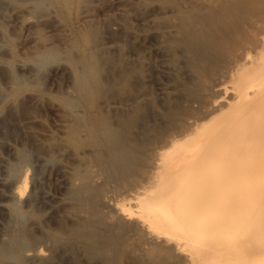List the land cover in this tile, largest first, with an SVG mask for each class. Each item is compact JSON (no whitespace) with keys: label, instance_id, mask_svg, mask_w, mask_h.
I'll return each mask as SVG.
<instances>
[{"label":"bare ground","instance_id":"6f19581e","mask_svg":"<svg viewBox=\"0 0 264 264\" xmlns=\"http://www.w3.org/2000/svg\"><path fill=\"white\" fill-rule=\"evenodd\" d=\"M31 1L33 2L34 6H32ZM75 1L76 0H61V2L63 3L61 5L63 8H69V6H71ZM158 1L161 4L158 5V15H156V17L152 18L146 15L145 17L143 16L140 20L139 18H137V23L132 22V20H126V22L128 21V24L126 26H123L121 22V24H119V22L118 24L114 22L115 26L108 24V26L106 27L110 30L114 29L115 31L120 30V32H125L131 40H143L147 30L156 29V31L158 30L160 33L168 34V36L170 35L171 37H173L170 38L175 40V45H177L178 43L179 50L183 56L191 54L194 59L193 61L200 58L201 62L203 58L205 62L208 61V57L205 58L206 53L209 54V52H211L210 55L213 56L212 52L219 51L225 43V45L230 43L233 44V41H235L234 38L237 39L236 37L238 35H243L244 33H247L248 30L246 29H251L250 31L252 33H249L248 31V37L245 36L246 34H244V36L247 37V39H245L244 41L242 40V38L244 39V37L240 35L242 38L238 39H240V41L242 40V42L240 43L236 41V43L238 42L240 44L238 45L237 43L236 45L235 43L234 45L236 46L233 48L232 53H227L229 55V60L227 59V65L225 64V68L218 76H216L218 73H215L216 79L215 81H213V84H211L212 86H210V88L212 87V91L214 92V94L212 95L213 92H210L209 89V93L211 94V96L209 98L205 97V100L207 101L204 104L205 107L203 108L202 112L201 109L204 105L199 107L201 108L200 111L198 109L196 110L200 113H193V115L190 112L191 116H187V121L185 122V125H183L182 127L180 126L179 128L177 127V129H173V131L169 133L167 132V134L162 139H160L158 143H155L151 147L149 146V155H151V157L147 161V166H140L145 164L144 162L146 160L143 159V156V158L140 157L141 154L139 153L142 152L139 149L140 146L138 145L140 144H138V142H140L141 136H145V134L149 131L146 125V118L149 116L148 114H146L145 111L142 112L143 108L141 110L139 108L142 99H138L143 97H141V95H135L132 100H129L128 98L130 97H128L127 99L128 101H130V103H126V105H128L127 109L129 108L130 110L126 114H123V112L121 113L119 111L121 114L113 113L114 115L111 114L113 116L111 117L107 113V109L120 102H118L117 100L115 102L110 99V84L107 80L108 78L105 77L104 66L114 65L117 63V60L114 59L113 56H111V48H103L105 46L104 43H102V40L104 39L102 38V33H105L107 29L105 30V32H102V25L98 22L90 21V19H87L88 21L83 23L85 24L84 26L82 24L83 28L80 31L78 30V38L74 37L76 36L74 35L73 37L76 39L73 41H68L70 42V48H67L68 50L75 51V53L77 52L78 57L73 56L74 52L73 54L72 52L68 53L72 54L68 55L67 58L70 60L71 64L68 66L63 65L64 69H66L70 75L71 82H69L72 85H70L71 90L68 91L67 98L65 100L62 99V104L68 112L69 117H71V120H69L71 122H75L73 126H71L70 124L71 127L68 130L67 136L65 135L67 137V139L65 140L69 142V145H75L80 151H89L92 155H86V158L88 159L86 160L87 163H84L85 161H83V159V164L80 161L82 166L85 164L88 165L92 161H95L97 163H102L100 164V167L101 165L106 166L110 162L112 163L111 165L114 164L113 166L117 165L119 167V171H121L120 167L130 170L138 168L139 166L140 168H146L144 171L141 169L142 172L139 181H136V179L133 178L136 183L126 188L123 185V188L125 189L121 188L123 189L121 192L118 193V189H116L117 191H109L110 194L109 192L106 193L102 191L103 193H106L105 197L103 198L104 203H102L104 204V206H99L101 207V209H104L103 211H101L99 207L97 208H99L100 211L98 209V211H96L94 207L88 205V198L91 199V197H93L92 192H96L94 191V189H97L94 187V189L92 188L93 190H91L94 181L91 184L92 186L89 185L87 187L85 186L86 188L80 189L78 191V194L74 196V199L78 202V204L77 206H72V211L74 214L72 212L71 214H73L74 217H81V219L78 222L76 220L77 223L71 226L72 228L68 230L69 233L65 231L63 232L69 234V239L70 237L73 238L71 239L73 242L71 244L76 247L81 246V248L83 247L84 249H87V251L92 256H95L94 258L95 261L97 260V262L102 258L107 259V256L111 257V254L113 255L114 249H117L116 246L120 244H117L114 234L120 228L119 231H121V234L123 232V234L125 236L127 235V237L132 240V243L134 242V244L136 245V248L134 250V248H131L133 244H130L131 252L135 253V251L137 252L138 250V252H140L141 254L144 253L145 256H148V258L150 256V258L153 259V261L150 259V264H264V16H261V11H258L260 12L259 15L261 14V18L259 15V17H256L255 15V19L254 16L249 17L247 13L250 9L252 12V10L255 11L258 6H264V0H233L231 4H228L229 2L227 3V0H183V3L185 2L184 4L191 5L186 6V9H189L188 11L182 8L181 5L178 4L177 0ZM158 1L147 0V2H145V5L147 8L153 6L157 7L155 2ZM30 2L31 3L28 2L26 4H23V6L12 5L11 7V5L9 4V0H0V15L9 14L10 18H8V20L11 19V16L14 17V21L15 19H22L21 23H24V25H32L30 26L33 31L31 33H38V31H40V26L43 24L45 26L46 23L49 24V22L52 21L54 22L53 17L55 16L49 15L47 13L44 14L45 10L43 13H41L40 10L43 11L42 9L38 10L37 12L35 8H33L36 7L35 4H37L39 8L40 6H42L41 3H39L40 0H30ZM38 3L40 5H38ZM165 3L168 5L172 4L170 6L174 7V14L176 13V15H178H175L177 17L175 19V16H173L166 22H162L159 19V16L161 14L168 13V9L164 6ZM183 6L185 7V5ZM261 6L259 8L263 7ZM54 11L55 10H53V12ZM172 13H168L165 15L167 17L169 16V14L171 15ZM258 18L263 19L259 20ZM126 22L124 21V23ZM22 26L23 25L21 24V27ZM14 28L15 27H13V29ZM109 29L107 31H109ZM19 30L17 31L19 32ZM245 30L246 32H244ZM3 34L5 33L2 31L1 28L0 39L3 38ZM6 37L7 35L4 38ZM7 38L9 40V37ZM45 39L47 40L48 38L45 37ZM228 41L231 42L229 43ZM0 42L3 41L0 40ZM41 44L39 46L43 47V45L41 46ZM231 44L229 45V47L231 46ZM175 45L173 44L172 46ZM39 46H37V50H35L34 48H32V50L35 51V54L33 55H35V57L40 61L52 56L59 55V49L56 47V49L49 48V46L47 45L48 49H39ZM111 53L113 54L112 51ZM219 53H221V51ZM2 54H0V68L6 63V59H4ZM129 55L130 62H128L130 64L128 68H126V63L125 68L127 69V71H125L126 69L124 71L126 73V77L130 80L132 76L138 73L139 65L137 64V61L139 60L138 53L136 51H131ZM191 58L190 61H192ZM200 60H197L198 63L190 65L192 66L193 71L196 72L198 75L201 72L203 73V70L208 69V65H206L205 62L204 64L207 66V68H202L201 65L203 64V62L201 63ZM33 62H35L34 65H37L36 61ZM211 62L212 61L208 62V64H210ZM159 63V65L161 66L166 65V62L163 60ZM199 63H201V65ZM42 64L38 63L37 68H34L35 70L32 72V78H30L31 80H26L28 83L29 81H34L35 83L39 82L40 74L44 73L43 71L39 73L40 70H43L39 69L40 67H42ZM12 66H14V64ZM166 66L168 67V65ZM3 67L6 68V66ZM220 67H222V65ZM8 68L9 67L7 66V70ZM12 69L14 68L12 67ZM218 69L220 70V68ZM7 70H4V73H11V76H7H10L12 78V82L16 84L19 75H15L12 71H10V69L8 70V72ZM29 73L27 74L28 78L31 77ZM165 73H167V71ZM169 78L171 77L169 76ZM22 80L23 79H21V81ZM12 82L10 81V83ZM40 83H38L37 85H39ZM18 84L19 82L17 83V85ZM205 84L209 85L208 83ZM8 86L9 88H12L10 87L11 85ZM20 88L21 87H19V89ZM1 90L3 91V89ZM15 90L19 91L17 88ZM65 91L67 90L64 89L63 92ZM175 91L177 92V90ZM3 92L0 91V103H2V99L4 96ZM10 92L13 93V89L10 90ZM116 92L118 93V91H115V93ZM9 94L11 95V93ZM25 94L26 96L29 94L30 96L32 95L33 99L39 96L38 93L37 96H34L33 94L36 93H34L33 91H30L29 94ZM40 98L41 96L38 97L39 101L37 102H41ZM11 101V105H9L10 101L8 102L9 107H11V111L18 112L20 101ZM78 103H81L80 105H83L85 109L84 113L82 111L83 114H78V112L75 113V109H77V107L75 108V106H77ZM80 105L78 106L80 107ZM121 105L123 104L121 103ZM145 107L147 106L145 105ZM158 109H161L160 111H163L162 107H159ZM144 110H146V108H144ZM21 111L24 112L27 110L22 109ZM92 112H94V114ZM14 114L15 113H13V115ZM68 114H66L67 117ZM113 118L115 119L113 120ZM65 124L67 125L64 126L62 124L64 126V130L66 129L65 127L69 125V123L66 122ZM83 129V136H85V140L83 141L82 138V141H79L81 140L79 139V137L81 136V130ZM6 131L7 130H5V127L0 124V135H2L3 132L6 134ZM53 136L54 135H52L51 137ZM18 138L20 137H18L17 135V137L13 139L11 138L6 140V151L5 153H1L0 155V214L2 215V212L5 213V211L7 212V207H9L8 203H24L25 206H27L26 204H28L29 206L32 205L29 204L30 202L28 201H32V197L35 194V201H32V203H35L38 200L37 202L39 203V205L49 209L48 211H51V214H48L50 217L49 219H54L53 216L54 214L56 215V213L54 212H58L59 217L57 216V221L60 223V221L65 220L66 217L64 218V214H61L63 212L59 213V210L68 206V204L65 202L67 196L63 194V180L59 179L60 176L58 178H55V181H52L53 184L49 183L50 185L41 187V190L36 195L35 191L37 190V188H39L41 184H44L42 182H38V184L35 183L34 179L36 178V173H34V171L36 169H34L33 166L30 165L27 156L28 153L26 154L22 150H16L17 145L26 147L24 145L25 141H20L21 139L19 140ZM155 141L157 142V140ZM36 145L37 143L34 144L32 142L30 146L28 145L29 150L31 149V151H34L38 149V145ZM141 148L143 149V147ZM80 153L82 152H79V154ZM8 158H13L16 160V163L13 164L14 166L11 165L12 167L10 168L7 166ZM79 159L80 158L78 157V160ZM91 165L88 166L89 169H91ZM94 166H96V164ZM95 168H97V171H100L99 167L96 166ZM4 170H10L8 171V175L4 173ZM86 171L87 170L85 169L84 172ZM92 171V174L94 172H97L95 170ZM105 171L106 170H104V172ZM127 172L129 173L130 171H126V174L125 172L124 174H131H127ZM138 172L139 171L135 173ZM110 173L107 174L109 175ZM120 175L119 177H117L118 179L120 178ZM78 182H80V179ZM85 184L88 183L86 182ZM89 187L90 190L88 189ZM89 192H91L92 194H89ZM89 195L91 197H89ZM68 198L71 197L69 196ZM92 199L94 200V198ZM94 206L97 205L95 204ZM69 207L71 208V205ZM10 208H8V210ZM26 208H24V210ZM13 210L15 209H12V211ZM65 210L69 209L66 208ZM22 212L24 211H20L18 207V210L16 208V211H14L13 214L9 215V217L2 218L4 216H0V260L3 262H9L10 264H39L38 262L44 263L43 260L45 259L46 261V258L52 259V256L50 254V250L52 249L51 245L53 244L52 241V244L50 243L51 245L48 244L49 248L48 246H45L43 242L40 241L32 243L30 245H28L29 243H25L26 241H24L23 237L25 234L22 236L23 226L25 227V225H23L22 223L23 221H25V218L22 221V216L20 215ZM103 212L105 213L104 218H106L107 221H111L109 226H107V223L105 221H101L100 219V217H102L101 214H104ZM24 216L26 217L27 215ZM26 221L28 222L27 219ZM100 221L103 225H106L107 227L101 226ZM49 222H51V220ZM103 222H105L106 224H104ZM51 224L53 226L55 225L53 221L51 222ZM61 224L63 225V223ZM49 225V223L45 224V226H47L45 228L46 230ZM55 226L56 227L54 228L56 230L60 229L61 231V228L64 225L61 226V228H59L58 224H56ZM45 229L43 230L46 232ZM67 229L68 228H66L65 230ZM47 231H49V229ZM50 231L54 233V231ZM27 234L29 235V233ZM49 234H51L50 237L56 236L54 234L52 236V233ZM26 235L25 237H27ZM117 236L119 235L117 234ZM62 241L64 240L62 239ZM29 242H31V240ZM65 243H63V247L69 246V244L66 245ZM71 244L70 247H72ZM52 246L54 247V245ZM68 249L66 248V251ZM123 249L120 248V250ZM72 250L75 249L73 248ZM77 251L79 253V250ZM84 252H86V250ZM64 256L65 255H63V257ZM77 257L78 256L74 258ZM115 257L116 255L112 257V260H114L113 258ZM94 258H91L90 260L92 261L94 260ZM53 260L57 261L55 257ZM81 260L84 262V259ZM109 260V262L112 261L111 259ZM133 261H135L134 258ZM105 263L107 264V262Z\"/></svg>","mask_w":264,"mask_h":264},{"label":"rangeland","instance_id":"374dc122","mask_svg":"<svg viewBox=\"0 0 264 264\" xmlns=\"http://www.w3.org/2000/svg\"><path fill=\"white\" fill-rule=\"evenodd\" d=\"M230 1L227 0V3L229 2L228 4H231L233 0H230ZM28 2L31 3L32 1L30 2V0L29 1L28 0H20V1L19 0H9V4L11 5V7H12V5L13 6H16V5L17 6L18 5L19 6H23V4H26ZM145 2H147V0H76L72 4L73 6L71 5V6H69V8L68 7L63 8L62 5H61V4H63L61 2V0H40L39 3H41L42 6H40V8H39L37 6V4H35L36 7H33V8H35V10L37 12H38V10L42 9L43 11L40 10L41 13H43L44 10H45L44 14L47 13V14L52 15V16H55V17H53L54 18L53 19L54 22L53 21L52 22H49V24L46 23L45 26H44V24L41 25L40 28H39L40 31H38V33H35V34L34 33H31V32H33L32 31V28H30V26H32V25H29V24H27V25L25 24L24 25V23H21L22 19H15V21H14V17L11 16V19L8 20V18H10L9 17L10 16L9 14L8 15L7 14L6 15L5 14H1L0 15V29L2 28V31L5 33V34H3L4 35L3 38L0 39L1 41H3V42H0V45L3 44L2 45L3 47L0 46L1 47L0 48V54L3 53L2 55H3L4 59H6V63L3 65V66H6V68L3 67V66H2L3 68L2 67L0 68L1 70H3V71L0 70L2 72V74H3L2 75L1 72H0V91L1 92H3V91L5 92V93L3 92V95L4 96H3V99H2V103H0L1 104L0 105V119H1L0 120V124H2L5 127V130H7L6 131V134L7 135L4 132H3L4 135L3 134L0 135V137H2V138H0V155H1V153H5V151H6V145H5L6 140L11 139V138L13 139V138L17 137V135H18V137H20L18 139L19 140L21 139L20 141H22V140L25 141L24 145L26 147L21 146V145H17L16 146V150H18V151L22 150L26 154L28 153L27 156H28V161H29L30 165L33 166V168L37 170V172H36V170L34 171V173H36L35 174V177L36 178L34 179L35 183L38 184V182H42L44 184V185L41 184V186H39V188H37V190L35 191L36 192V195L41 190L40 189L41 187H45V186H48L50 184H53V182L55 181V178H58L60 176L59 179L63 180V185H64L63 194L67 196V197L65 196L66 197V199H65L66 201L65 202L68 204V206L65 207V208H63V209H61V210L58 209L59 210V213L63 212L61 214H64L63 215L64 218L66 217L65 220H62L63 222L60 221V223L57 221L58 212H54V213H56V215L54 214V216H53L54 219H49L50 218L49 215L51 214V211H48L49 209H47V208L39 205V203L37 202L38 200L35 203L34 202L32 203V201H35L34 200L35 197H36V196L34 197L35 194L32 197V201H28V202H30L29 204H32V205L29 206L28 204L25 203L27 205V206H25L24 203L23 204L22 203H19V204L8 203V206H9V207H7V212L8 213L5 211V213L2 212V215L0 214L1 217L4 216L2 218H7V217H9V215L13 214L14 211H16V208L18 210V207H19L20 211H24V212H22L20 214L22 216V221L25 218V221H23V223L21 222L23 225H25V227L23 226L22 236L24 234L26 235L27 233H29V235H30L29 236L27 234L26 235L27 237H25V235L23 236L24 237V241H26L25 243H27V244L29 243L28 245H30L32 243H35V242H39L40 241V242H43L44 245L45 246H48V248H49V245H51L52 242H53L52 245H54V247L51 245V248L52 249L50 250V252H51L50 254L52 256V259L51 258H49V259L46 258V261H45V259L43 260L44 263L43 262H38L39 264H45V263L46 264H53V263L54 264H80V263L81 264H104L105 262H107V264H129L130 262H131L130 264H135V263L136 264H138V263H140V264H144V263L146 264L147 263L148 264L149 262L151 263V260L153 261V259H151L150 256L148 258V256H145L144 253H143L144 254V257H143V254H141L140 252H138V250H137V252L135 251V253H137V254L132 253L131 252V248H134V250H135L136 245L134 244V242L132 243V240L129 239L127 237V235L125 236L123 234V232L121 234V231H119L120 228L114 234L115 235V238H116V241H117V244L120 243L119 245L116 246V248L118 249L121 246L120 248L121 249L124 248V249L123 250H120V248H119L118 249V252L119 253L117 252V249H114L113 255L111 254V257H108L107 256V259H103L102 258L101 260H98V262H97V260L95 261V258H94L95 256H92L87 251V249H84L83 247L81 248V246H77L78 248L79 247L81 248V249L80 248L78 249L76 246H74L73 244H71V243H73L72 240H71L73 238H71V237H70V239L68 238V235H69V234H67V233H69L68 230L70 228H72L71 226L75 225L81 219V217H78V216L74 217L73 216L74 213L72 211L73 210L72 209V206H77V204H78V202L74 199V196L76 194H78V191L80 189L86 188L87 186L91 185L92 182L94 181L93 182L94 184H92L93 186L92 185H91L92 187L90 186L91 187V190H93L94 187L97 188V189H94V191H96V192H92L93 193V197H91L89 195V197H91V199L94 198V200L93 199L91 200L90 198H88V205L91 206V207H94L95 210L98 211L99 208L101 209V207H99V206H104V204H102V203H104V201H103L104 199L103 198L105 197L106 193H108L109 191L110 192L111 191H115L116 189H118V191L117 190L116 191L119 193L123 189H125L126 187H130L133 184H135L137 180L139 181L142 170L144 171L145 168H146V167H144V168L141 167L140 168V166H147L146 165L147 164V161L151 157V155H149V153H150L149 152V149H148L149 146L151 147L155 143H158L160 141V139H162L167 134V132L169 133V132L173 131V129H177V127L179 128L180 126L182 127L183 125H185L186 124L185 122L187 121V116L190 117L191 116V113L192 114L193 113H195V114L200 113L199 111H200L201 108H199V107L202 106V105H204L206 103V101H207V100H205V97L209 98L211 96V94L209 93V89H210V92H213L212 91V87L210 88V86H212L211 84H213V81H215L216 76H218L222 72V70L225 68V66L227 65V62L229 60V57H228L229 55L228 54H231L232 53L233 48L237 45L238 42L241 43L242 40L244 41L245 39H247V37H248L247 36L248 31H249V33H252L250 31L251 29L250 30L249 29H246V30H248L247 33H244V32H246V30L243 33L246 34L245 36H247V37H245L244 34L243 35L240 34V35H242V37H244V39L240 35H238L236 37L237 39L234 38L235 41H233L234 43L232 42L233 44L230 43L231 41H228L231 44L230 47H229L230 44H227L228 45L227 46V45H225L226 44L225 43L224 44L225 46L223 45V47H221L223 50L220 48L219 51L212 52L213 56L216 54L215 56L217 58L215 56H214L215 58L213 56H211L210 55L211 52H209V54L206 53L205 54V58L208 57L207 58L208 61H206L207 62L206 63L205 60H204V58H203L202 62H203V64L205 62V64L208 65V69H207L208 71L207 70H203V73L201 72L198 75L196 72L193 71L192 66H190V65H193L195 63H198L197 60L199 61L200 58L196 59L195 60L196 62H195V61H193L194 59H193V57H192L191 54L190 55L188 54V55H184L183 56L182 53L179 50L178 43H177V45H175L176 42H175L174 39H171L173 37H171L170 35L168 36V34L160 33L158 30L156 31V29L155 30L149 29V30L146 31L145 37H144L143 40H141V39H139V40H131V39H129L130 37L125 32H120V30L119 31H115L114 29L110 30L109 28L106 27V26H108V24H111V25H114L115 26V23L118 24V22H119V24L122 23L123 26H126L128 24V21L126 22V20H130V21L132 20V22L137 23V21H136V20H138L137 18H139V20H140L143 16L145 17L146 15L147 16H150L152 18L153 17H156V15H158L157 14L158 5L161 4V3L159 1L158 2H155L156 5H157V7L156 6L155 7L153 6V7L147 8L146 5H145ZM177 2H178L179 5H181L182 8H184L187 11L189 9H186V6H188V5L191 6L190 4H187V5L184 4L185 2L183 3V0L182 1L181 0H177ZM14 3H16V4H14ZM39 3H38V5H40ZM58 3H60V4H58ZM182 4L185 5V7ZM162 5H163V3H162ZM170 5H172V4H169V5L166 4V3L164 4L165 8L168 9V13H172V11H173V13L171 15L169 14V16H167V17H166L165 14H168V13L161 14L159 16V19L162 22L163 21L166 22L167 20L171 19L173 16L176 15V13L174 14V12H175L173 10L174 7H172ZM32 6H34L33 2H32ZM260 6H258L255 9V11L252 10L253 13L251 12V9H250L249 11L251 13L248 11L247 12L248 13V16L249 17L250 16L251 17L254 16V18L256 19V17L260 13L258 11H261L262 15L261 14L260 15L261 16H264L263 15L264 14V6L262 5L263 7L261 6L262 8H259ZM187 8H189V7H187ZM53 10H55V11L53 12ZM190 10H191V7H190ZM249 13H250V15H249ZM251 14H254V15H251ZM4 15H5V17H4ZM255 15H256V17H255ZM176 16L174 17V19L177 18ZM261 16H260V18H261ZM121 17H123V18H121ZM82 19H83V21L84 20L85 21L83 22ZM87 19H90V21H94V22L100 23L102 25L101 26L102 32L103 31L105 32L106 29L107 30L109 29V31L106 30L105 33H102V35H103L102 38H104L102 40V43H104V46H105L103 48H111L110 49V54H111V56H113L114 59L117 60V63L114 64V65H105L104 66L105 67L104 68L105 69V71H104L105 77L108 78L107 80H108V82L110 84V89H109V96L111 97L110 99L112 101H115V102H116V100L118 102H120V103H116V105H113L112 107H110L109 108L110 110L107 109L106 110L107 113L111 117H113L111 115L113 113L115 114V113H120V112L122 113L123 112V114H126L130 110L129 108L127 109L128 105H126V103L127 104L130 103V101H128V99L129 100H132V98L135 95H141V97H143V98H140L138 100H141L142 99L143 101L141 100V105L139 106V108H140V110L143 108L142 109V112L145 111L146 114H148V116H149V117L146 118V125H147L149 131L145 134L146 137L145 136H141V140H143V141L140 140V142H138V144H140V145H138V146H140L139 149L142 152V153H139V154H141L140 157L143 156L144 158L143 157L142 158L144 160H146V161L144 162L145 164L142 163L143 165H140L138 168L131 169L132 172H131L130 169H126V168H123V167H120L121 168L120 169L121 171H119V167L117 165L113 166L114 164L111 165L112 163H110V162H109V164L107 163L110 167L108 165H106L107 167L105 165H103V166L101 165V167H100V164H102V163H97L95 161H92L91 163L89 162L90 164H88V165L85 164V165L82 166L83 161H85L84 163H87L86 160H88V159L86 158L87 157L86 155L87 154L90 155V156H92V155L90 154L89 151H86L85 152L83 150L82 151L78 150L75 145L70 144L71 145V147H70L69 142L67 140H65V139H67L66 136H67V133H68L69 128L71 126H73L75 124V122H71L70 121L71 120V117H69L68 112L66 111L64 105L62 104V101L65 100L67 98V96H68V91L71 90V86L70 85H72L70 83L71 82L70 75H69L68 71L66 69H64V66H68V65L71 64L70 60L67 59L68 58V55H72L73 52H74L73 56L74 57H78L77 56V54H78L77 52L75 53V51L68 50L70 48V42H68V41H73V40L76 39L74 37H77V34L79 33L78 30L80 31L83 28V26L85 25L83 23H85L86 21H88ZM262 19H259V20H262ZM57 20H59V21H57ZM124 21L126 23H124ZM21 24L23 25L22 27H21ZM82 24H83V26H82ZM13 27H15V28L13 29ZM17 30H19V32ZM10 32H11V34H10ZM39 32H41L42 34L39 33ZM13 34H15V35H13ZM111 34H113V35H111ZM6 35H7V37H9V40H8L7 37L4 38ZM16 35H17V37H16ZM74 35H76V36H74ZM40 36H43V37H40ZM44 36L47 37L48 39L46 40ZM238 38H242V40L240 41V39H238ZM41 40H42V42H41ZM236 41H238V42L236 43ZM45 43L49 46V48H55V47L58 48L60 50V51L58 50L59 55L58 56H52V57H49L47 59H44V60H41L40 61V60H38L35 57V55H33V54H35L34 53L35 51L32 50V48H34L35 50H37V48H38L37 46H39L41 44V46L43 45V47H40L39 46V49H43V48L48 49V47H47V45ZM170 43H172V44H170ZM235 43H236V45H234ZM240 43H238V45ZM35 44H37V45H35ZM173 44L175 46H172ZM66 45L69 46V47H67ZM32 46H36V47H32ZM169 47H171V48H169ZM154 48H156V49H154ZM62 49H64V50H62ZM30 51H32V52H30ZM111 51L113 52V54L111 53ZM131 51H136L138 53V60L141 61V62L137 61V64L139 65L138 66L139 67L138 68V73L135 72L136 73L135 75H137V76L134 75L129 80V78L126 77L125 71H127L126 68H128V66L130 64L129 63L130 62V59H129L130 58V55L129 54H130ZM220 51H221V53H219ZM222 51H225V52H222ZM5 52H6V54H5ZM70 52H72V54H68ZM168 53H170L171 55L168 54ZM160 55H161V57H160ZM175 55H177V56H175ZM62 56H65V57L67 56V57L65 58V57H62ZM126 56L128 57L129 60L127 59ZM141 56H142V58H141ZM32 58L35 59V60H33ZM190 58H191L192 61H190ZM11 59L13 60V62H12ZM211 59H213V60H211ZM142 60H143V63H142ZM162 60L166 62L165 64L168 65V67L166 65H165L166 67L159 65L160 64L159 62L162 61ZM218 60H220V61H218ZM19 61H21V62H19ZM33 61H36L37 62L36 63L37 65H34L35 62H33ZM210 61H212L213 63L211 62L210 64H208V62H210ZM22 62H24V63L26 62V63L24 64ZM183 62H184L185 65L183 64ZM200 62H201V60H200ZM215 62H217V63H215ZM38 63L39 64L40 63L41 64L42 63L44 64V68H43V64H42V67L39 68V69H43V70H40L39 73H41L43 71L44 73H41V74L44 77L40 74V80H39V82H36L35 83L34 81H32L33 83H35V84H33L31 81H29V83H28L26 80H31L30 78H32V72L35 70L34 68H37ZM119 63H120V65H119ZM126 63H127V67H126ZM201 63H199V64L201 65ZM13 64H14V66H12ZM17 64H19V65H17ZM21 64H24V65H21ZM121 64L122 65L124 64V65L122 66ZM203 64L201 65L202 68L203 69L205 67L207 68V66L205 64L203 66ZM221 65H222V67H220ZM7 66L9 67L8 70L10 69V71H12L15 75H17V76L19 75L21 77L20 78L18 76V81H16V84H14L12 82V78L10 77L11 76V73H8V74L7 73L6 74L4 73L7 70ZM118 66L119 67L121 66V67L119 68ZM12 67L14 69H12ZM176 68H177V70H176ZM218 68H220V70ZM46 69H47V71H46ZM8 70H7V72H8ZM25 71L26 72H28V71L31 72V73L28 72L31 77L28 78V75H27L28 73H26ZM166 71H167L168 74L165 73ZM205 71H207V72H205ZM215 73H218V74L215 76ZM201 74H203L204 77ZM7 75H10V76L8 77ZM187 75H188V77H187ZM4 76H6V77H4ZM17 76H16V79H17ZM169 76L171 78H169ZM184 76H186V77H184ZM198 76H200V77H198ZM67 77H69V78H67ZM8 78H10L11 80L8 79ZM21 79H23L22 80L23 82L21 81ZM9 80L12 83H10ZM6 81H8V82H6ZM211 81H212V83H211ZM18 82H19V84L17 85ZM38 83H40L39 84L40 86L37 85ZM205 83H208L209 85H206ZM13 84H14V86H13ZM8 85H11L10 87H12V88H9ZM15 85L21 87L22 88V91H21V88L19 89V87H16ZM13 87L15 89L17 88L19 91L15 90ZM67 87H70V88H67ZM117 87H119V88H117ZM165 87H166V89H165ZM179 87H180V89H179ZM60 88L63 91H64V89L67 90V91H65L66 93L63 92ZM1 89H3V91ZM9 89L10 90L13 89V91L15 93L14 92L13 93L10 92ZM204 89H205V91H204ZM175 90H177V92ZM30 91H33L34 93H36V94H33L34 96H37L39 94V96H41V98L42 99L44 98V99L42 100L40 98L41 102H37V101H39V99H38L39 96H37L36 98L34 97L35 99H33L32 95L30 96V94H29ZM59 91H61V92H59ZM115 91H118V93L117 92L115 93ZM9 93H11V95ZM16 93H17V95H16ZM23 93L24 94L27 93L29 95L26 96V94L24 95ZM184 93H185L186 96L184 95ZM213 94H214V92L212 93V95ZM199 95L201 96V98H200ZM11 96H12V98H11ZM23 96H25V97H23ZM123 96H124V98H123ZM175 96H177V97H175ZM128 97H130V98H128ZM191 97H193V98H191ZM17 98L18 99H21L22 100V103H21V100H18ZM124 99H126V100H124ZM11 100L17 101V102L20 101L18 112L11 111V109H10L11 107H9V105H11V102H12ZM34 100H36V101H34ZM9 101H10V104L8 105V102ZM25 103H27V104H25ZM121 103L123 105H121ZM80 104L81 103H78V105H80ZM144 104L147 107H145ZM78 105L75 106V108L77 107V109H75V113L78 112V114H83L84 111H85L83 105L82 106L80 105V107ZM159 107H162L163 108L162 109L163 111H160L161 109H158ZM204 107H205V105L202 107L201 112H202V110H203ZM144 108H146V110H144ZM22 109L23 110H27V111H24L23 112V111H21ZM197 109L199 110L198 112L196 111ZM78 110L80 111V113H79ZM116 110H118V111H116ZM64 111H65V113H64ZM82 111H83V113H82ZM13 113H15V114L13 115ZM92 113L94 114V112H92ZM173 113H175V114H173ZM66 114H68V117H67ZM151 114H152V117H151ZM165 115H167V116H165ZM185 117H186V119H185ZM114 119L115 118H113V120ZM66 122L69 123V125L67 127H65L66 128L65 129L66 131H65L64 130V126L67 125V124H65ZM70 124H71V126H70ZM34 133H36V134H34ZM83 134H84V129L81 130V136L82 137L81 136H80L81 138L79 137V139H81L79 141H82V138H83V141L85 140V136H83ZM25 135H27V136H25ZM52 135H54V136L51 137ZM28 136H30V137H28ZM142 137H144V138H142ZM35 138H36V140H35ZM155 140H157V142ZM32 142L34 144L37 143L38 149H36V150L32 149L34 151H31V149L29 150L28 145L30 146L32 144ZM39 147H40V149H39ZM141 147H143V149ZM79 152H82V153L85 152V153H83V154L80 153L79 154ZM71 154H73V155H71ZM142 154H144V155H142ZM75 155L76 156L78 155V156L76 157ZM78 157L81 160L80 159L78 160ZM82 157H84V158H82ZM82 159H83V161H82ZM80 161L82 162V164H81ZM93 162L96 164L97 167L100 168L99 169L100 171H97V168H95L96 166H94L95 164ZM15 163H16V160L15 159L8 158L7 166L9 168L12 167L11 165H13ZM98 164H99V166H98ZM89 165L92 166L91 167L92 170H95L97 172H94L92 174L93 171L91 169H89V167H88ZM101 168H105V169H101ZM34 169H32V170H34ZM85 169L87 170L86 172H84ZM111 169L112 170L115 169V170L112 171ZM5 170H4V173L8 175V173H9L8 171H10V170H7V171H5ZM89 170H90V172H89ZM104 170H106V171L104 172ZM133 170H134V173H133ZM126 171H130L129 173H131V174L133 173V174L131 175V174H129L127 172V174H129V175H125L126 174ZM137 171H139L140 173L139 172L138 173H135ZM124 172H125V174H124ZM78 173H79V175H78ZM107 173H110L111 175L109 174L110 175L109 176ZM101 174H102V176H101ZM120 174L123 175V176H121ZM112 175H114V176H112ZM119 175H120V178L118 179L117 177H119ZM124 175L126 176V178H125ZM133 175H135V176H133ZM93 176H94V178H93ZM77 177H78V179H77ZM107 177H108V180H107ZM102 178H104V179H102ZM133 178L136 179V181ZM79 179H80V182H78ZM95 179H96V182H95ZM81 180H83V181H81ZM131 180L134 183H132ZM119 181H120V183H119ZM86 182L88 184H85ZM116 182H118V183H116ZM82 183H83V185H82ZM123 185H124L125 188H123ZM90 187L88 188L89 190H90ZM121 188H123V189H121ZM65 191H66V193H65ZM102 191L103 192H106V193H103ZM110 192H109V194H110ZM92 193L89 192V194H92ZM94 193H95V196H94ZM112 193H115V192H112ZM101 195H102V197H101ZM69 196L71 198H68ZM93 204L94 205L96 204L97 206H94ZM12 205H13L14 208L12 207ZM70 205H71V208L69 207ZM28 206H29V210H28ZM10 207L12 209H15V210L12 211V209ZM97 207H99V208H97ZM8 208H10V209L8 210ZM24 208H26V209L24 210ZM66 208H68L69 210H65ZM103 210L104 209L102 208L101 211H103ZM10 211H11V213H10ZM71 212L73 214H71ZM100 213H102V212H100ZM28 214H29V216H28ZM24 215H27L26 216L27 218ZM101 216L104 219L103 220L102 217H100L101 221H105L107 223V226H109L111 221H109V220L107 221V219L104 218L105 217V213L104 214H101ZM26 219L28 220V222L26 221ZM19 220H21V219H19ZM50 220H51V222L53 221L55 225L58 224L59 228H61V226L64 225L62 227L63 229L61 228V231H60V229H57L56 230L54 228L56 226L55 225L53 226L51 224V222H49ZM76 220H77V222H76ZM101 221H100V225L103 226V227H107L106 225H103ZM25 222H27V223H25ZM68 222L70 224H72V225H70ZM105 222H103V223L106 224ZM46 223L47 224L48 223L50 224L49 227L47 228V230L49 229V231H47L45 229L48 226V225L45 226ZM61 223H63V225ZM27 224H28V226H27ZM50 226H51V229H50ZM66 228H68V229L65 230ZM43 229H45L46 232ZM50 230L54 231V233L51 232ZM63 231H65L67 233H64ZM59 232H62V233H59ZM49 233H52V236L54 234V235L59 236V237H56V236L50 237L51 234H49ZM47 234H49V235H47ZM117 234L120 236V240H119V236H117ZM60 235H63L64 237L63 236H60ZM66 237L68 238V240H67ZM123 237H124V239H123ZM51 238H53V239H51ZM58 238H60V239H58ZM62 239L64 241H62ZM125 239H127V240H125ZM28 240L29 241L31 240V242H29ZM32 241H34V242H32ZM63 243H65L66 245L69 244V246L63 247ZM70 244H71L72 247H70ZM130 244L131 245L133 244L131 248H130ZM124 246H126V247H124ZM62 247H63V249H62ZM66 248L67 249L69 248V249L66 251ZM73 248L75 250H72ZM70 249H71V251H70ZM77 250H79V253H78ZM85 250H86V252H84ZM80 251L81 252H84V253H81ZM73 254H75V255H73ZM63 255H65L66 257L65 256L63 257ZM114 255H116V257L113 258L114 260H112V257H114ZM128 255H129V257H128ZM53 256L55 257V259H57V261L56 260H53L54 259ZM76 256H78L79 258L78 257H77L78 259L77 258H74ZM139 256H140V258H139ZM91 258L92 259L94 258V260L91 261L90 260ZM129 258H131V259H129ZM133 258H134L135 261H133ZM81 259H84V262ZM109 259L112 260L111 261L112 263L109 262L110 261ZM100 261H102L103 263L100 262ZM2 262L3 261L0 260V263L1 264H10L9 262H3V263Z\"/></svg>","mask_w":264,"mask_h":264}]
</instances>
